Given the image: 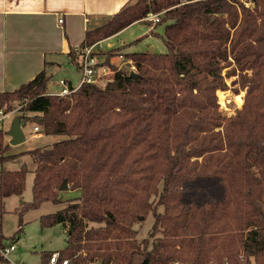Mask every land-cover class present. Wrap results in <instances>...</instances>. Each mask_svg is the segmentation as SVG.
Masks as SVG:
<instances>
[{
  "label": "trees",
  "instance_id": "obj_1",
  "mask_svg": "<svg viewBox=\"0 0 264 264\" xmlns=\"http://www.w3.org/2000/svg\"><path fill=\"white\" fill-rule=\"evenodd\" d=\"M149 13L165 52L123 53L134 75L110 61L120 49L110 48L98 64L112 71L103 85L58 95L43 70L0 92V111L58 136L7 154L0 128V248L19 238L25 212L52 202L63 206L40 215V226L64 227L66 242L38 264L55 252V264H264V0H132L87 29L70 61L80 72L85 47ZM229 76L244 95L226 116L217 91ZM21 154L34 166L32 198L14 209L18 225L5 236L4 200L22 195L28 169L3 164ZM63 180L79 194L64 199ZM149 215L138 240L135 225Z\"/></svg>",
  "mask_w": 264,
  "mask_h": 264
},
{
  "label": "crops",
  "instance_id": "obj_2",
  "mask_svg": "<svg viewBox=\"0 0 264 264\" xmlns=\"http://www.w3.org/2000/svg\"><path fill=\"white\" fill-rule=\"evenodd\" d=\"M131 1L0 0V92L19 88L40 71L44 70L47 75L52 76L63 64H70L69 52L82 42L85 31L105 23L124 4ZM59 18L63 19L61 23L58 22ZM136 23L138 22L126 28ZM126 28L105 40L118 36ZM111 45L110 43L109 46ZM61 79L70 87L78 86L80 81L79 79L74 85L68 78ZM6 213L1 221L2 232L5 236H10L5 231ZM11 244L13 249L6 257L0 254L5 258L0 264H38L36 260L25 258L20 246L15 247L14 242L5 244L4 247Z\"/></svg>",
  "mask_w": 264,
  "mask_h": 264
},
{
  "label": "rangeland",
  "instance_id": "obj_3",
  "mask_svg": "<svg viewBox=\"0 0 264 264\" xmlns=\"http://www.w3.org/2000/svg\"><path fill=\"white\" fill-rule=\"evenodd\" d=\"M150 29H153L152 33L149 32ZM162 32V25L154 26L153 22L146 20L141 21L126 28L120 32L118 36L110 40L106 41L103 39L101 46H96L94 54L96 59L99 62H102L104 59V53L108 49L119 47L120 49H115V55L111 57L110 61L118 68H123L126 71H129L130 67L127 65L122 54L125 52L147 51L150 47L153 48V51L159 53L165 52V46L161 37ZM110 43L112 44L111 46H109ZM225 70L226 69L222 71L223 74L225 73ZM110 76L111 73L107 71V74L102 76V78L96 83L103 85ZM61 78H68L72 81V84L75 85L80 79V72L72 62L70 64H63L60 69L54 71L53 75L49 77L47 82V90L50 93H58V91L61 89V86L58 83L59 79ZM235 79L236 76L225 77L227 89L217 91L219 109L226 116L233 115L234 111L241 107L243 101L244 89H239L238 92L234 91L236 88H238L237 83H232V81ZM17 114L18 112L16 110H12L7 113L0 111V123L2 124V128L7 130L12 118L17 116ZM21 126L25 133V141L18 145H10L9 151L6 152L7 154L20 153L37 145L51 143L58 138V136H43L41 133H38V130L35 131L33 122L31 120H27L25 125ZM8 140L9 136L6 135L5 142L8 143ZM23 163H25L27 166L28 171L26 174V185L22 196L21 198L17 196H11L9 199H6L5 203V209L8 212L4 217V225L6 229L5 231H7L9 235L13 234L18 225V216L14 212V208L20 205V201L28 202L32 198L31 185L33 179L32 169L34 166L32 164L31 158L26 154L18 155L11 160L5 161L3 164L4 169L15 170L21 168ZM61 194L64 199L73 198L79 194V190H61ZM62 206L63 204L44 202L38 209L28 210L22 215L23 229L19 235V238L14 241V243L15 247L20 246V250L22 251L25 258L36 260V262L39 263L41 259V253L43 251H56L63 248L66 242V229L62 226L41 227L39 223L40 215L54 212ZM151 224L152 216L149 215L144 222L135 225V228L138 229V240H141L144 236H146ZM9 243H11L10 240L5 241V244ZM27 261L29 263L31 262L29 260Z\"/></svg>",
  "mask_w": 264,
  "mask_h": 264
},
{
  "label": "built area",
  "instance_id": "obj_4",
  "mask_svg": "<svg viewBox=\"0 0 264 264\" xmlns=\"http://www.w3.org/2000/svg\"><path fill=\"white\" fill-rule=\"evenodd\" d=\"M146 20H150L152 22H156L158 21V14H152L149 13L146 18ZM62 18L58 19V22L61 23L62 22ZM101 46L100 42H97L91 46H87L82 50V57H81V70H80V81L79 84L82 82H97L98 80H100L102 78V76H104L105 74H107V71L109 73H111L112 71L110 70V68H108L106 65H98L100 62L96 59L95 56V48ZM131 71H134V66L130 67ZM108 79V78H107ZM59 85L61 86V89L58 91V95H64V94H68L71 91H73L74 89H72L64 79H60L59 80ZM77 87V86H76ZM0 128H2V124L0 123ZM35 131L38 130V127H34ZM13 249V245H9L6 246L4 248L0 249V254L3 257H6L8 252ZM57 257H58V253L55 252L51 255L50 259H49V263L50 264H55L57 261ZM60 264H67V260H62ZM173 264H191L189 262H185V261H175Z\"/></svg>",
  "mask_w": 264,
  "mask_h": 264
},
{
  "label": "water",
  "instance_id": "obj_5",
  "mask_svg": "<svg viewBox=\"0 0 264 264\" xmlns=\"http://www.w3.org/2000/svg\"><path fill=\"white\" fill-rule=\"evenodd\" d=\"M148 51L152 52L153 48L150 47ZM134 74H135L134 72H130V75H134ZM6 135L9 136L8 143L10 145H18V144L25 141V133H24V130L22 129V126L20 123V118L18 116H15L12 118L10 125L6 130ZM67 188H68V186H67L65 180H63L59 189L60 190H66ZM99 263L100 262H96L94 264H99Z\"/></svg>",
  "mask_w": 264,
  "mask_h": 264
}]
</instances>
